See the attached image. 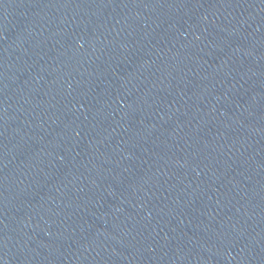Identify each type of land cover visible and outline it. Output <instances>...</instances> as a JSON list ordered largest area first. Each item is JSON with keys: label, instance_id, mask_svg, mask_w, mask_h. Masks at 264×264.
I'll list each match as a JSON object with an SVG mask.
<instances>
[{"label": "water", "instance_id": "1", "mask_svg": "<svg viewBox=\"0 0 264 264\" xmlns=\"http://www.w3.org/2000/svg\"><path fill=\"white\" fill-rule=\"evenodd\" d=\"M229 0H0V264H69L128 144Z\"/></svg>", "mask_w": 264, "mask_h": 264}]
</instances>
